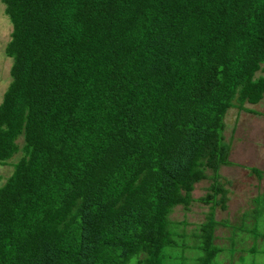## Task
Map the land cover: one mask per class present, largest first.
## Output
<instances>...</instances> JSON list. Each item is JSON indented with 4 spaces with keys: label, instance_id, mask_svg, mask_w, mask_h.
Masks as SVG:
<instances>
[{
    "label": "trees",
    "instance_id": "16d2710c",
    "mask_svg": "<svg viewBox=\"0 0 264 264\" xmlns=\"http://www.w3.org/2000/svg\"><path fill=\"white\" fill-rule=\"evenodd\" d=\"M1 2L0 165L20 156L0 184V264H164L169 214L206 170L197 201L224 208L225 114L264 97V0Z\"/></svg>",
    "mask_w": 264,
    "mask_h": 264
},
{
    "label": "rangeland",
    "instance_id": "374dc122",
    "mask_svg": "<svg viewBox=\"0 0 264 264\" xmlns=\"http://www.w3.org/2000/svg\"><path fill=\"white\" fill-rule=\"evenodd\" d=\"M11 27V23H10ZM2 46L3 42L0 41ZM0 45L1 68H8L11 59H4ZM264 76L257 71L255 76ZM9 81V75L0 69L1 88ZM1 98V95H0ZM246 108L256 112L249 113L228 109L225 117L224 141L229 145L227 156L230 162L217 170V182L226 190L224 208L218 212V204L189 205L174 208L169 219V229L176 246L164 248V264H197L199 257L212 254L208 264H264V97L256 104H245ZM21 144L20 137L16 139ZM20 153H15L6 163L0 165V184L10 175L12 165ZM261 172L259 178L255 171ZM207 179L195 184L193 198L205 196L210 192L212 171L206 170ZM219 198V195L217 196ZM222 222L225 227L217 226L211 230V240L207 224L208 215ZM222 224V225H223ZM239 253V254H238ZM237 257V258H236ZM127 264H134V257Z\"/></svg>",
    "mask_w": 264,
    "mask_h": 264
},
{
    "label": "crops",
    "instance_id": "0c3cea01",
    "mask_svg": "<svg viewBox=\"0 0 264 264\" xmlns=\"http://www.w3.org/2000/svg\"><path fill=\"white\" fill-rule=\"evenodd\" d=\"M11 29H12V27H10V21L8 20V17H7V15L5 14V12H4V4L1 2V0H0V41L1 42H3L4 43V45L2 46V44H0L1 45V47H3V52H4V48H5V46H6V44H7V42L9 41V38H10V32H11ZM4 55H5V53H4ZM4 57V56H3ZM5 57H7L6 55H5ZM4 57V59H6ZM8 58V57H7ZM2 57L0 58V63H1V66L3 65V64H5V62L2 64ZM1 66H0V69L1 70H3L4 72H5V70H6V74H8L9 75V68H10V66H8V68H1ZM9 80H10V77H9ZM9 82V81H8ZM8 82L1 88V98H0V102H1V99H2V94H3V92L5 91V89H6V87H7V85H8ZM191 196H192V192H191ZM193 198V197H192ZM194 200L191 202V204H190V206L191 205H196V204H200V202H198L197 201V199L198 198H193ZM202 204V203H201ZM206 205V204H205ZM189 206V207H190ZM177 207H179V206H176V207H174V208H177ZM173 208V209H174ZM218 212H216V213H214V215L215 214H217V213H219L220 212V206L218 207ZM215 221H216V219H215ZM217 222V221H216ZM218 223H220V222H217V224L214 226V233H215V231L217 230L216 228H217V226L219 225ZM222 226V225H221ZM222 227H225V226H222ZM239 254V253H238ZM237 258V257H236Z\"/></svg>",
    "mask_w": 264,
    "mask_h": 264
}]
</instances>
